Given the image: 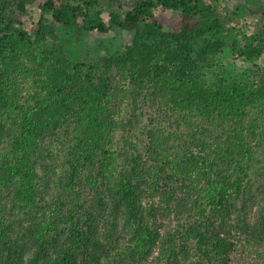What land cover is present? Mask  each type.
Returning a JSON list of instances; mask_svg holds the SVG:
<instances>
[{
	"label": "trees",
	"instance_id": "obj_1",
	"mask_svg": "<svg viewBox=\"0 0 264 264\" xmlns=\"http://www.w3.org/2000/svg\"><path fill=\"white\" fill-rule=\"evenodd\" d=\"M16 3L18 12L12 0H0V264H153L147 257L159 238L161 254L173 264L181 257L193 264H264V181L255 187L239 165L245 159L254 165L264 139L254 121L248 133L238 129L262 85L210 72L234 20L220 1ZM58 25L78 33L122 28L133 37L122 52L75 61L60 43ZM144 106L152 110V125L138 149L128 133L140 123ZM182 111L187 117L236 118L237 128L228 131L231 148L221 154L226 166L215 177L218 153L199 140H183L181 149L175 147L183 160L173 162L166 132L155 122ZM119 132L124 141L118 148ZM230 156H238L243 175L231 168ZM205 162L209 169L202 168ZM191 165L200 167L206 182L193 180ZM113 166L121 173L108 187L112 217L100 237L94 211L73 191L83 176L100 190L98 182L107 184ZM205 183L214 189L205 190ZM148 187L164 192L163 214L194 220L162 233L142 216ZM121 213L130 231L127 223L124 231L116 227ZM108 233L116 244L129 238L113 251Z\"/></svg>",
	"mask_w": 264,
	"mask_h": 264
},
{
	"label": "rangeland",
	"instance_id": "obj_2",
	"mask_svg": "<svg viewBox=\"0 0 264 264\" xmlns=\"http://www.w3.org/2000/svg\"><path fill=\"white\" fill-rule=\"evenodd\" d=\"M124 1L131 3L134 0ZM219 1L234 20L228 26V30L223 37L224 44L222 48L213 57L210 72L214 73L218 78L249 80L262 85L260 96H256L255 104L251 105L249 109L251 114L248 116V119L245 120L244 127L241 128L238 125V129L244 133H248L249 130L247 126L254 121L255 124H253L255 127L257 126V132L261 136V139H264V0ZM11 8L18 12L16 0H12ZM105 15L107 17L108 14L105 13ZM57 32L60 37V43L64 46L67 55L75 61L96 60L102 55L111 56L118 52H122L126 49L128 44H130L133 37V32H129L122 28H116L108 34H100L96 30L78 33L67 29L63 25H58ZM142 113L143 115L141 116L140 123L134 128L132 133H128L129 139H132L134 143L138 145V149L142 148V145L147 141L148 133L144 130H147L146 125H152L150 120L152 117L151 108L144 106ZM183 114H185L184 111L173 117L165 116V118H161L158 122H155L166 132L167 137L163 140L168 141V147L171 150L170 153L172 158H174L172 159L173 162L178 164L180 160H183L180 158L181 154L175 151V147L181 149L179 144L181 142L184 143L183 140H188V143L191 140L194 144L198 143L197 141L199 140L203 145L207 144L215 148L216 151L213 150V153H218L215 159L217 166H214L215 168L212 170V175L215 177L216 170H218V168L223 169L226 166L221 160V154L227 153V149L231 148L228 140L232 139L229 137L228 131H233L237 128L235 127L236 124H233L236 118L228 122V120L216 117L211 119L200 113L192 114L190 117L184 116ZM169 135L170 137H168ZM123 141L122 133L119 132L116 135V146L118 148L122 146ZM194 144L192 148H194ZM128 147L131 146L128 145ZM260 150L261 154L258 155V160L254 162V165L250 163V161H247V159L239 164L244 168L246 167L244 170H247L249 177L254 179L255 187L260 184V182L264 181V174H262V170H264V146ZM130 151L133 152L132 147ZM207 152L212 153V150L208 149V151H206V154L209 155ZM120 155V151L118 150V161L121 159ZM143 156L146 158L148 165L158 173V167L155 166L156 162L152 159V156L147 153H143ZM230 157L231 168L236 167L235 169L237 170L238 163L237 161L235 162V160L238 156L234 157V161L233 157ZM242 158V156H239L238 159ZM190 164L192 163L190 162ZM223 165L225 166L223 167ZM201 166L202 168L209 169L207 168L206 162ZM190 167H193V165ZM113 168L114 172L107 174V184H103L102 181L98 182L100 183V190H97L94 182L86 176H83L79 185L73 191V194L77 195L85 202L87 211H94L93 213L97 218L96 221L100 228V237L106 234L107 227L110 225L109 219L112 217L109 214V208L112 206L111 204L114 198L109 192L108 187L115 182V179H117L121 173L118 166H113ZM199 168V166L193 167L195 173L192 178L194 181L197 180V182H206V180H202L204 176L202 170L200 171ZM156 172L153 175H156ZM197 172L202 174H196ZM237 174L243 175V171L238 172L237 170ZM99 178L100 177H97V179ZM151 184H153L152 179ZM203 186L205 190L206 187L211 188V190L214 189L213 184L210 186L209 183H205ZM163 193V191L151 190L150 187L144 191L141 199L143 218H146L151 225L159 226L162 233H165L167 228L177 229L179 221L190 224L194 220V217L184 215L179 219V215L174 212L168 215L162 213L161 210L163 206H165ZM237 204H239V201ZM125 214H118L119 217L116 220L117 224L115 225L120 231H124L125 223H127L125 226L126 230L130 231L131 223L127 221ZM223 217L228 220L232 218L226 214H224ZM221 220L222 219L218 221ZM232 233L246 235V233L241 231L238 232L236 229H233ZM128 236L129 234L123 236L121 240L117 241V244H120V241L122 244L128 241ZM106 237L112 238L111 243L106 242L107 246L110 245L109 247L112 248L113 251L118 249L116 239L110 236L109 233ZM161 253V240L159 238L157 243L152 245L151 254L148 255L147 260L153 264H173L172 260H168ZM190 255L192 257L194 254ZM177 264L193 263L192 259L185 260L184 257H181V260H179Z\"/></svg>",
	"mask_w": 264,
	"mask_h": 264
}]
</instances>
